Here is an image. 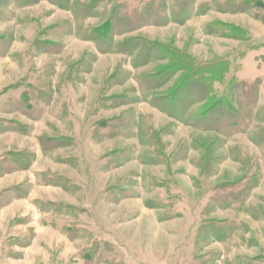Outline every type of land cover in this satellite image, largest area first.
<instances>
[{
    "label": "rangeland",
    "instance_id": "1",
    "mask_svg": "<svg viewBox=\"0 0 264 264\" xmlns=\"http://www.w3.org/2000/svg\"><path fill=\"white\" fill-rule=\"evenodd\" d=\"M89 1L0 0V264H264V0Z\"/></svg>",
    "mask_w": 264,
    "mask_h": 264
},
{
    "label": "trees",
    "instance_id": "2",
    "mask_svg": "<svg viewBox=\"0 0 264 264\" xmlns=\"http://www.w3.org/2000/svg\"><path fill=\"white\" fill-rule=\"evenodd\" d=\"M16 1H19V0H16ZM41 1H46V2H48L50 4L55 5L58 8L69 10V11H71V9L73 7V4H72L71 0H22V2H24L26 7L38 4ZM97 1H99V0H91V1H89L88 7L91 6V4H93V3L97 2ZM105 3L110 4L108 2H105ZM105 13H106V15L102 18L103 22L101 23L100 26L102 27L104 24H106V26H104V28L105 27L109 28V26H110L109 24H112V18L114 17L113 14H116V13L112 9H110L109 11L106 10ZM98 28H96V27L95 28L92 27V29L89 28L88 31H87L88 32L87 36H89V37L87 39L89 41L96 42V44H98V46H104L105 47L106 46L105 44L106 43L110 44L112 42V40L105 41V40L101 39V36H102L103 32L101 34L100 31L102 29L104 30V28L102 27V29H100V30ZM50 44H52V43H45V44L42 45V47L43 48L50 47L51 46ZM188 64L190 66V63H188ZM188 64H186V65H188ZM216 64H218V63H216ZM201 66H203V65H201V64L197 65V63L195 62L194 66L193 65L190 66L191 69H189V70H192V71H189V72H191V73L185 75L184 77H186V78H188L190 80L191 79L192 80H197V79L201 78L202 76L204 77L205 74H206L205 76L208 77L207 73L209 72L208 71L209 69L205 70V67H201ZM184 77H183V79H185ZM186 82H188V80ZM232 86H234V85H232L231 82H229V84H227V87L225 88L226 91L221 93L220 95H216V93H214L212 91L208 93V90H209L208 89L207 90V94L209 95V97H208L207 101L209 100L210 102L211 101L212 102H211V106H209L206 109H211L215 113H220V114L221 113L222 114H226L227 113L228 114L229 111L232 110V106L229 104L231 98L233 97ZM210 97H212V98H210ZM171 107H169L170 108V112L173 111V108H171ZM231 112H233V111H231ZM216 118H218V117H216ZM61 179H62V175H57L54 178H52V180H55V181L56 180L60 181ZM48 181H51V180H48ZM54 204H56L55 206H59V208L57 209L58 211H60L62 207L67 208V207H65V206H67V204H65L63 202H57V203H54Z\"/></svg>",
    "mask_w": 264,
    "mask_h": 264
}]
</instances>
